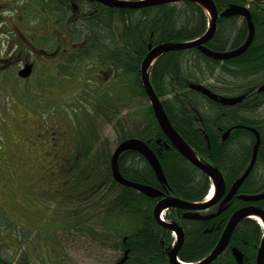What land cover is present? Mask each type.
<instances>
[{
  "label": "trees",
  "instance_id": "16d2710c",
  "mask_svg": "<svg viewBox=\"0 0 264 264\" xmlns=\"http://www.w3.org/2000/svg\"><path fill=\"white\" fill-rule=\"evenodd\" d=\"M70 1L73 0H50V15L60 21L57 28L61 32L65 30L63 23L70 13L67 7ZM81 1L83 19L78 25L74 24L71 35L74 43L86 41L87 46L82 49L83 53L73 51L68 58H111L116 72L131 78L124 85V88L127 87V91L124 90L123 93L127 102L132 95L147 98L140 84L139 69L150 47L196 41L208 29L205 10L190 2L139 10H119L106 8L94 1ZM212 1L219 12L234 5L248 7L254 26V37L248 51L225 65L210 60L197 48L168 52L159 57L150 68L149 81L171 127L202 162L215 167L223 176L227 190L248 164L254 139L249 133L236 130L226 141L215 134L234 125L264 123V116L257 112L256 107L251 110L246 103L241 106L235 105L237 102L233 103L235 99H242L238 96L240 93L264 80V77H239L242 74H256L258 70L264 72V0ZM39 3L40 0H36V4ZM247 36L245 20L234 16L222 17L220 14L216 32L205 48L214 53H225L240 48ZM67 68L71 70L68 72L70 76L76 72L77 65L69 60ZM196 88L209 92L214 99L205 96ZM103 115L106 117V114ZM146 116V120L139 125H127L128 130L120 134L117 143L119 145L129 139L143 142L158 158L166 183H159L144 158L133 149L123 150L120 154L117 162L119 174L129 182L158 190L163 197L187 203L203 202L210 189V181L171 146L158 127L150 105ZM89 118L83 117L81 136L85 145L84 152L81 153L83 157L92 154L97 157L94 161L90 159V162L98 161L101 177L95 183H88L86 178L89 176L86 173L91 169L87 166L75 186L93 184L97 188L96 192L100 194L99 198H85L94 195L93 191L89 194L86 191L78 197L81 204L86 199H92L94 215L81 221L83 211L79 210L77 217L72 218L75 221L68 223L66 229L81 233L85 231L84 224L94 217V221L97 219L98 223L100 220L102 222L99 231L92 229V241H101L104 243L102 246L122 253L116 259L117 262L128 250V259L124 264H169L167 253L174 243V237L169 230L158 225L152 215L154 206L161 198L150 199L113 180L110 170L113 153L105 150V142L94 131L93 119ZM91 141L98 145L95 153L87 148V145L91 146ZM257 163L264 164V133L261 135ZM225 167L228 171H225ZM263 189L264 173L253 171L240 186L237 195H255ZM69 200L73 204L75 197L70 196ZM251 204L264 211V200ZM246 205L249 203L233 199L223 213L207 222L184 219L182 211L177 209L165 212L163 220L177 223L184 233V243L178 252V260L192 264L208 255L218 243L232 213ZM101 214L103 217H100ZM262 237L263 228L256 220L241 221L230 238L228 248L213 264H255ZM234 249L242 255L241 263L233 256ZM0 264L13 263L0 254Z\"/></svg>",
  "mask_w": 264,
  "mask_h": 264
},
{
  "label": "rangeland",
  "instance_id": "374dc122",
  "mask_svg": "<svg viewBox=\"0 0 264 264\" xmlns=\"http://www.w3.org/2000/svg\"><path fill=\"white\" fill-rule=\"evenodd\" d=\"M38 74L32 84L15 85L11 80L10 87L16 90L15 96H5L0 90V254L13 264H112L113 259L122 253L102 246L104 243L101 241H92L91 237L92 229L99 231L102 220L98 223L97 219L91 218L81 233L66 229L68 223L75 221L72 218L77 217L79 210L83 211L81 221L94 215L92 199L81 204L78 197L86 191V194L93 191L94 195L85 198H99L100 194L93 184L75 186L87 166L91 169L86 173L88 183H95L101 177L99 163H91V155L76 158L79 151L84 152L85 140L81 136L83 117L93 119L94 131L105 142V150L112 154L118 146L120 134L128 130L126 126L139 125L146 120L149 101L132 95L127 102L123 93L127 88H124L125 81L131 79L128 77H120L111 85L114 88L109 97L92 95L93 88L88 85L89 81L94 83L92 77H84L82 93L77 87L80 77L66 82L51 77L54 84L47 103L48 97L45 98L41 91L42 82H34ZM22 107L23 112L20 113ZM23 115H27L24 117L29 121L41 123V126H55L57 129L51 132L65 133L78 139L76 151L73 146L67 150L68 144L64 143L67 152L73 153L72 159L63 162L51 159L50 154L43 157L47 148L44 149L41 141L46 134L43 136V130H36L35 126L28 131L19 130L16 122ZM38 131L42 137L37 141L30 133ZM51 138L47 134L49 144L54 142ZM90 143L87 148L95 153L98 145ZM48 147L51 148L50 145ZM92 159L94 161L97 157L94 155ZM57 170L60 172L54 173ZM45 173H54V177L51 175L46 179ZM66 176L68 185L60 183ZM100 188L105 190L102 186ZM70 196L75 197L73 204H70ZM79 206L82 207L74 209Z\"/></svg>",
  "mask_w": 264,
  "mask_h": 264
},
{
  "label": "flooded vegetation",
  "instance_id": "af4514ba",
  "mask_svg": "<svg viewBox=\"0 0 264 264\" xmlns=\"http://www.w3.org/2000/svg\"><path fill=\"white\" fill-rule=\"evenodd\" d=\"M86 2L92 3L93 0H86ZM82 3L83 2L81 0H76V1L73 0V1H70V3H68L67 7L69 8L70 13L67 17V20H65V22L63 23V27L65 28V30H62L61 32L60 29L57 28V26H59L60 21L57 19H53L52 16L50 15L51 13L50 0H40L39 5L36 4V0H0V90L1 92L5 94V96H7L8 94L11 96H15L16 90L11 89L10 87L11 80L12 82H14L15 85H25L26 83L32 84L31 81L34 80L33 78L36 77L35 75L37 72L39 73L37 77L38 79L37 81H34V82H39V83L42 82L41 87L43 88L41 89V91H43L45 98L48 97L46 99L47 103L50 102L49 97L51 96V87L54 84L53 83L54 81L50 79L51 77L59 78V80H61L59 82H62V81L66 82L73 77H78V78L80 77L77 87H78V90L81 91V93L83 92V87L85 84L84 77H92L94 79V83L91 84L92 82L89 81L88 82L89 84L88 83L87 84L93 88L91 92H92V95H95L96 97H109V92L114 88L111 85H113L120 77H129V76L122 75L116 72L114 62L112 61L111 58L107 60L98 58V57L81 58V59L79 58L69 59L68 58V55L71 54L73 51H76L79 54L83 53L82 49H84L87 46L86 41H80V42L74 43L72 41L73 35H71L74 24L78 25V23L82 22L83 12H84ZM172 5H177V4H172ZM234 6H237V5H234ZM240 7H243V6H240ZM215 8L217 9L216 6ZM246 8L248 9V7ZM227 9H225L223 12H225ZM217 12H218V21H219V16L223 12H219L218 10ZM6 13H8V15L5 17ZM234 17L242 18L239 16H234ZM207 19H209L208 14H207ZM218 21H217V25H218ZM249 47L239 57L243 56L248 51ZM237 49L239 48L232 49L225 53H230ZM239 57L232 58L229 60H224V61H215L213 59H210V58L209 59L214 62H219L221 63V65H225L226 62L238 59ZM69 60L75 62L77 65L76 72L72 73L70 76L68 72L71 70H68L67 68V61ZM262 61H264V57ZM26 71H28V75L23 76L24 73L26 74ZM258 71L256 74L254 73L253 74H242L239 77H264V72H260V71L258 72ZM124 90L127 91L126 88ZM238 96L242 97V99L241 101L237 102L235 105L241 106L243 103H246L249 105L251 110L252 108L256 107L257 112L261 116H264V80H262L258 85L249 87V89L245 90V92L240 93V95ZM19 110L20 109H18V111ZM21 111L23 112V107H22V110H20V113ZM24 116H27V115H23L22 119L17 120L16 122V124H18L17 126H19V130L22 129L24 131H28L29 128H32L33 126H35L36 130H41V129L43 130V136L46 134L45 137H42V134H40L39 131L36 133H33V132L30 133V136H34V138H32L34 140L38 141L39 137H42L43 140L41 141L42 142L41 144L45 146L44 149L47 148V152H44L42 155L43 157L50 154L51 159H58L59 161L63 160V162L72 159L73 153L69 151L67 152V150H69V147L73 146V148L75 147V151H76L77 146H78V141H79L78 139L76 140L70 137L68 134L66 136L65 133L59 134V132L57 133L51 132L52 130H55L57 128L55 126L46 127L47 124L44 126H41V123L35 122L33 120L29 121L25 119ZM27 126H31V127H27ZM237 126L243 127V128H235ZM244 128L255 130L259 136L260 145H261V135L262 133H264V123H260V124L258 123L256 125H250V126L234 125L225 131L219 130V133L215 134V136H219L223 141H226L229 139V137H231L233 131L235 130L242 131V132L249 133L253 137L254 139L253 145H254L255 144L254 134L248 129H244ZM259 129H261V131ZM47 134L48 136H50V138L55 137L54 139L51 138V140H54V142H50L51 144H49L46 141ZM64 143L68 144L67 150L65 149L66 144ZM48 145H50L51 148H49ZM80 156L83 157L84 155L80 153L79 151L76 158ZM91 156L93 158L94 154H92ZM257 156H258V153H257ZM251 157H250L248 164L242 171L241 175L248 169L250 161H251ZM208 166L215 168L211 166L210 163ZM58 171L60 172V170H57L54 173ZM225 171H228L226 167H225ZM253 171L264 173V164L257 163V157H256L255 163L249 175ZM54 173H47V174L45 173L44 178L46 177V179H48L51 177V175L54 177ZM63 178H64L63 181L60 183L65 184V185L70 184L67 181V176ZM69 178H71V176ZM55 188L56 186L54 185L53 191L56 190ZM230 188L231 186L227 190H225V193L220 200L215 202L208 209L206 208V210H203V211H191V210H180V209H177V210L182 211L181 215H182V218L184 219H187L185 218L186 216H193V217L201 218V217H207L210 215H214L221 208L226 207L225 208L226 210L230 202L233 199H237V197L240 196V195H237V192H238L237 190L236 194L233 195L232 199L227 204L223 205L222 201L226 197ZM211 189H212V186H210L208 194L205 197L203 202H205L206 198H207V202L210 199H212V197H210V194H209L211 192ZM263 191H261L260 193H262ZM58 192L61 194V190ZM158 198H161L162 200L164 197L162 195V197H158ZM203 202L196 203V204H201ZM254 203H257V202H254ZM249 206L258 208L252 205L251 203L241 208L249 207ZM188 220H191V219H188ZM193 221L207 222L209 220H193ZM174 241H175V238H174ZM207 256L208 255H206L203 259L195 263H192V264L201 262ZM219 257L217 259H219ZM116 262L117 260L116 258H114L112 261V264H116ZM182 264H185V263H182Z\"/></svg>",
  "mask_w": 264,
  "mask_h": 264
},
{
  "label": "water",
  "instance_id": "95a60500",
  "mask_svg": "<svg viewBox=\"0 0 264 264\" xmlns=\"http://www.w3.org/2000/svg\"><path fill=\"white\" fill-rule=\"evenodd\" d=\"M93 1L105 7L112 9H119V10H139L148 7H157L163 5L178 4L182 2H190L197 4L198 6L203 8L206 14H208L209 16L208 29L200 39L188 43L163 44L153 48L150 47L148 53L143 58L139 69L141 87L149 101L152 114L156 120L158 127L162 131L163 135L169 141L171 146L181 155V157L187 163H189L191 166H193L195 169H197L200 173H202L204 176H206L209 179L212 188H214L212 199H210L208 202L206 198L205 202L201 204H196V203L191 204L171 197H164L154 206L152 210L153 218L157 222V224L163 227L164 229L169 230L175 238V241L171 249L167 253L168 263L182 264L178 260L177 255L184 243L183 230L176 223L165 222L163 220V214L169 209H180V210H191V211H203L206 210V208L208 209L215 202H217L223 197L226 190L225 182L222 175L215 168H212L207 164H205L204 162H202L194 153V151L187 145V143L171 127L167 119V116L162 108L160 100L157 98V96L153 92V89L151 88L149 81V70L156 62V60L162 55L168 52L189 50L192 48H197L204 56L213 59L215 61H224L239 57L247 50V48L250 46V44L253 41L254 26L252 23L251 15L246 7H240V6H231L221 14L222 17L224 16L242 17L245 20V23L248 28V36L245 43L239 49L230 53H214L204 47V45L213 38L217 27L218 12L212 0H141L136 2H127L120 0H93ZM27 75H28V71H26V74L24 73L23 76H27ZM196 89L202 92L205 96L214 99L213 96L212 97L210 96L209 92L204 91L201 88H196ZM240 100L241 99H235L233 103L238 102ZM235 128H243V127L237 126ZM244 129H248L255 136V144L253 146L251 161L248 169L233 183V185L229 189L226 197L222 201L223 205L227 204L232 199L233 195L236 194L239 186L245 181V179L249 175L250 171L253 168L259 150L260 139L257 132L249 128H244ZM126 149H133L137 151L147 162L151 170L154 172L159 183L162 185L166 183L158 158L143 142L136 139H129L121 142L113 152L112 157L110 159V170L113 180L119 185L133 189L150 199H156L158 197H162V194L154 188L132 183L121 177L118 171L117 162L120 154L123 152V150ZM237 199L247 203L259 202L264 200V191L257 195H240L237 197ZM225 208L226 207L221 208L214 215H210L207 217L200 218V217L186 216L185 218L191 220H210L218 216L220 213H222L225 210ZM255 217L258 218L260 222L257 221ZM245 219H254L263 228V237L255 256V264H264V211L252 206L241 208L232 214L214 249L208 254V256L204 260L196 264H211L219 256H221V254L228 247L230 238L234 230L236 229L237 225ZM232 252L236 261L241 263L242 255L238 253L235 249ZM128 254L129 251L128 250L125 251L123 257L116 264H124L128 259Z\"/></svg>",
  "mask_w": 264,
  "mask_h": 264
},
{
  "label": "bare ground",
  "instance_id": "6f19581e",
  "mask_svg": "<svg viewBox=\"0 0 264 264\" xmlns=\"http://www.w3.org/2000/svg\"><path fill=\"white\" fill-rule=\"evenodd\" d=\"M213 193H214V188L211 189V195H210V197H212ZM255 218H256V217H255ZM256 219H257V221L260 222V220H259L258 218H256Z\"/></svg>",
  "mask_w": 264,
  "mask_h": 264
}]
</instances>
